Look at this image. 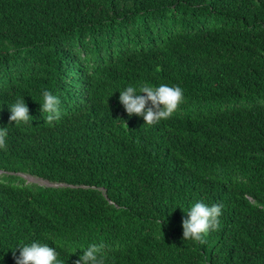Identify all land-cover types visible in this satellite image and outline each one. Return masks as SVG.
<instances>
[{
  "label": "trees",
  "instance_id": "16d2710c",
  "mask_svg": "<svg viewBox=\"0 0 264 264\" xmlns=\"http://www.w3.org/2000/svg\"><path fill=\"white\" fill-rule=\"evenodd\" d=\"M143 84L184 102L144 124L119 103ZM17 99L33 119L9 124ZM0 127V264L33 242L61 264L100 243L105 264H264V0H0ZM196 202L223 205L202 245Z\"/></svg>",
  "mask_w": 264,
  "mask_h": 264
},
{
  "label": "clouds",
  "instance_id": "9594fccd",
  "mask_svg": "<svg viewBox=\"0 0 264 264\" xmlns=\"http://www.w3.org/2000/svg\"><path fill=\"white\" fill-rule=\"evenodd\" d=\"M42 96L41 112L47 114L46 122L51 125L54 121L61 119V102L48 90H44ZM183 102V89L167 84H161L158 87L143 84L139 91L136 87L128 86L119 95V103L123 105L127 115L142 117L144 124L149 126L171 118ZM9 111L11 113L9 124L19 125L33 119L24 99H17ZM125 126L127 127V124ZM7 136L8 128L0 127V150H6ZM0 173L2 174V171ZM222 208V204L208 206L204 202H196L186 213L187 218L182 220L183 240H192L201 245L206 243L205 237L209 232L219 228ZM105 247L104 243L89 245L82 250L83 255L75 260L74 264H105ZM19 249L18 257L14 252L15 264H61L57 259L56 250L47 244L33 242Z\"/></svg>",
  "mask_w": 264,
  "mask_h": 264
},
{
  "label": "rangeland",
  "instance_id": "374dc122",
  "mask_svg": "<svg viewBox=\"0 0 264 264\" xmlns=\"http://www.w3.org/2000/svg\"><path fill=\"white\" fill-rule=\"evenodd\" d=\"M1 175V173H0ZM21 175V174H20ZM22 176V175H21ZM27 178H29V182L31 183H38V184H41V185H46V186H51V185H58V186H62V185H65V184H60V183H52V182H47V181H44V180H41V179H37L35 178V180H32V178H30L29 176H26ZM26 179V178H25Z\"/></svg>",
  "mask_w": 264,
  "mask_h": 264
}]
</instances>
